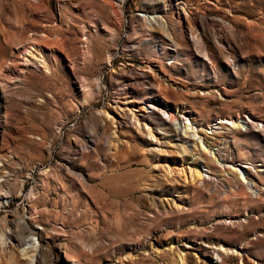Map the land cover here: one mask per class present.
I'll return each instance as SVG.
<instances>
[{
  "label": "rangeland",
  "instance_id": "1",
  "mask_svg": "<svg viewBox=\"0 0 264 264\" xmlns=\"http://www.w3.org/2000/svg\"><path fill=\"white\" fill-rule=\"evenodd\" d=\"M0 264H264V0H0Z\"/></svg>",
  "mask_w": 264,
  "mask_h": 264
},
{
  "label": "bare ground",
  "instance_id": "2",
  "mask_svg": "<svg viewBox=\"0 0 264 264\" xmlns=\"http://www.w3.org/2000/svg\"><path fill=\"white\" fill-rule=\"evenodd\" d=\"M156 18H158V17H156V16L148 17V19L151 20V21H154V19H156ZM175 114H176V113H175ZM176 121H177V119L174 120V122H176ZM180 121H181V120H180ZM180 121H177V122H179V123H177L178 125H180V123H181ZM248 123H249V122H246V125H248ZM189 133L192 134V131L190 130V128L186 129V136L189 137ZM193 135L196 136V135H198V134H193ZM191 137H192V135H191ZM203 150H204V152H205L206 154H210L209 151H208L206 148H203ZM214 157H215V159H216V156H215V155H214ZM217 162H218V165L220 166V168L224 167L225 163H223L222 160H219V159H218ZM230 169H231V167H230ZM241 171L244 173V167H241ZM196 176L198 177V180H199V181H201V180H203V179H205V178H208V175H203L201 172H197V173H196ZM240 182H241V184L246 188V190H247L250 194H252V196L259 197L260 192L255 188L256 185H255L254 183H252L251 181H249L246 177H241V178H240ZM257 186H258V185H257ZM256 199H257V198H256ZM221 251L226 252L225 249H222ZM229 254H236V253H235V252H230ZM220 262H221L220 257H218V258H217V263H220Z\"/></svg>",
  "mask_w": 264,
  "mask_h": 264
}]
</instances>
